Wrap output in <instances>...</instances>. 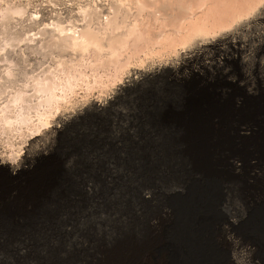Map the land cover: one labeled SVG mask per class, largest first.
<instances>
[{
    "label": "rangeland",
    "instance_id": "1",
    "mask_svg": "<svg viewBox=\"0 0 264 264\" xmlns=\"http://www.w3.org/2000/svg\"><path fill=\"white\" fill-rule=\"evenodd\" d=\"M7 2L14 0H0V57L12 60L0 61V118L20 110L6 109L22 85L2 80L7 69L30 76L53 62L28 56L25 42L5 46L23 20L6 23ZM251 23L198 56L184 51L139 63L162 62L167 77L132 89L118 82L77 89L55 108L53 122L92 100L105 102L103 111L62 129L48 155L61 161L46 196L17 220L0 216V264H123L142 252L126 248L132 243L153 248L143 264H264V14ZM248 53L254 60L243 68ZM207 83L218 94L193 104L192 91ZM10 123H0V156L14 163L52 128ZM201 125L208 126L197 131ZM24 165L21 177L33 170Z\"/></svg>",
    "mask_w": 264,
    "mask_h": 264
},
{
    "label": "bare ground",
    "instance_id": "2",
    "mask_svg": "<svg viewBox=\"0 0 264 264\" xmlns=\"http://www.w3.org/2000/svg\"><path fill=\"white\" fill-rule=\"evenodd\" d=\"M38 1L40 4L14 0L5 3L2 9V14L7 16L6 23L15 17L23 19L22 29L8 35L5 46L25 42L24 52L28 56L53 59L51 65L36 74L28 76L29 73L18 66L14 70L8 68L2 76L6 83L12 84L16 78L22 82L20 87H13L9 102L12 105L6 107L8 110L19 107V114L0 118L3 126L10 125L14 119L33 131L52 125L41 137L30 141L19 163L0 156V216L4 219L17 220L28 212L27 208L44 198L54 184L61 160L54 154L49 158L48 155L68 122L73 119L68 125L70 128L73 122L84 121L91 116H87L89 113L105 108V102L92 100L77 112L51 121L53 110L67 102L68 96L77 89L85 93L94 88L112 89L116 82L120 88L132 89L144 82L156 81L168 72L165 64L152 62L142 69L140 62L184 51H189L190 57L198 56L203 47L217 38L225 43L233 41L231 34L243 32L264 14V0ZM24 22H27L25 26ZM6 30L4 27L2 32ZM245 47L249 46L243 42L241 48ZM254 55L248 53L240 57L243 68L254 60ZM17 58L20 60L21 56ZM4 60L11 62L12 59L7 54L6 58L0 57V61ZM223 64L225 62L219 61L217 67ZM200 74L193 72L191 78L198 79ZM208 94H218V91L207 83L205 91H192L191 102L197 104L201 99L205 102ZM33 117L36 124L31 123ZM207 126L201 125L196 130L202 131ZM28 162L33 170L21 177L26 172L24 164ZM142 245L132 243L126 247H139L142 252L125 256L123 264H143L153 248ZM105 260L107 258L102 259V263Z\"/></svg>",
    "mask_w": 264,
    "mask_h": 264
}]
</instances>
